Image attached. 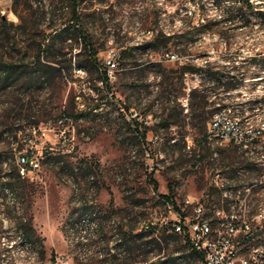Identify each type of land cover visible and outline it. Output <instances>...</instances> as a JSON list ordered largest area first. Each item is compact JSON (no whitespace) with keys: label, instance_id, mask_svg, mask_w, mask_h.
Segmentation results:
<instances>
[{"label":"rangeland","instance_id":"rangeland-1","mask_svg":"<svg viewBox=\"0 0 264 264\" xmlns=\"http://www.w3.org/2000/svg\"><path fill=\"white\" fill-rule=\"evenodd\" d=\"M147 1L156 10L153 22L160 26L175 25L184 30L196 26L177 9L167 17L161 15L166 11L165 1L163 6ZM12 2L1 0L0 9L9 20L19 23V17L11 10ZM250 2L255 8L242 12L250 22L238 23L228 33L226 25L203 27L192 40L168 45L169 50L187 56L191 64L201 66L210 61L216 66L228 65L235 73L236 69L245 73L243 84L227 96L221 91L217 101H241L245 116H250L239 122L231 115L234 110L216 112L222 121L233 123L243 133L262 128L264 122V105L251 108L255 99L264 96V68L250 59L256 56L261 64L264 58V22L259 14L264 12V0ZM199 11L205 24L226 14L214 0H203ZM80 12L98 48L100 66L105 68L106 0H84ZM71 16L67 13L65 19ZM127 41L121 39V44L127 45ZM80 48V42L70 47L73 55ZM158 58V54L148 51L121 58L111 82L114 102L109 99L111 95L107 97L108 89L95 68L83 69V74L74 68L65 69L66 77L60 83L48 89L44 85L25 98L19 88L12 101L0 92V264H204L189 256L184 236L173 230L172 224L178 213L188 219L194 216L193 205L185 207L188 198L206 205H223V201L212 199L213 175L217 168L230 174L239 158L222 154L216 162L209 160L211 152L203 146L208 140L207 131L190 125L189 117L180 125L156 131L167 103L157 77L159 70L179 67L169 61L158 62ZM232 65H237L236 69ZM185 82V89L177 86L181 105L190 90L199 87L200 77L188 74ZM98 104L101 106L94 110L96 114L66 116L70 112L76 115L90 111ZM150 110L153 112L147 114ZM186 113L184 109L183 114ZM136 127L145 133V139L134 136ZM187 138L195 144L193 153L186 151ZM256 149L264 152V136ZM22 151L35 154L40 167L24 176L26 192L16 196L5 183L14 166H19ZM47 153L51 160H47ZM261 165L264 168V161ZM241 173L248 174L244 170ZM246 186L235 214L242 221L250 218L264 225V217L252 214L255 208L257 214L264 213V175L256 189ZM168 194L175 203L172 209L163 198ZM209 213L212 218L214 213ZM22 216L31 219L43 241V253L40 244L29 242L18 229ZM124 231L136 238L140 249L129 250ZM162 231L165 239L158 238ZM141 233L146 236L141 237ZM242 251L236 261L261 264L264 234L244 243Z\"/></svg>","mask_w":264,"mask_h":264},{"label":"trees","instance_id":"trees-1","mask_svg":"<svg viewBox=\"0 0 264 264\" xmlns=\"http://www.w3.org/2000/svg\"><path fill=\"white\" fill-rule=\"evenodd\" d=\"M214 1L218 6H222L226 10V14L222 19H214L200 26L190 25L191 27L184 30L183 33L174 36L162 34L155 41H149L141 47H134L131 50L122 51L119 60L127 56L135 57L139 53L145 54L148 50L159 52L164 48H168L170 42L173 45H179L183 41L192 40L195 33L199 30L201 31L203 27L213 28L226 25L229 26L225 31L228 33L230 27L249 21L247 15L242 13L244 9L255 8V5L250 0ZM49 3L50 9L46 11L42 6H35L32 0H13L11 10L19 17V23L9 20L0 9V92L9 101H12V97L16 96V88H19L23 90L21 97L25 98L28 94L39 91L44 85H48L47 87H43L48 89L51 85L60 83L66 77L65 69L95 68L99 70V78L108 89L107 97L111 95L109 99L114 102L115 93L112 90L107 69L106 67L103 68L100 66L98 48L95 46L92 35L89 34L82 21L80 12L81 2L77 0H49ZM67 13H72V16L65 19ZM259 14L261 15V21L264 22V12H260ZM68 41L72 48L74 47V43H81V48L74 55L68 45ZM69 54L71 55L68 57ZM74 58H76L75 63L73 61ZM250 59L260 69L264 68V58L261 64L256 56ZM232 66L235 69L237 67V65ZM236 71L238 73L230 70L228 65L216 66L210 61H207L205 65L201 66L188 62L179 65L176 69L161 68L157 77L160 80L162 91L166 95L167 103L162 109L156 131H160L161 128H169L172 125H180L181 122L189 117L190 120L188 123L190 125L206 132L209 119L216 112L223 110L230 112L234 110V113L231 115L232 117L239 118V122L242 120V117L248 118L250 115L245 116L246 110L243 107V102L226 103L224 101H217L218 94L221 91L227 93V96L230 90L236 89L243 84L245 73H240L239 69H236ZM188 74L198 75L200 77V85L190 90L188 95L189 111L183 114L184 107L179 101L180 96L177 93V86L179 85L182 89L186 88L185 80ZM258 76L255 75V77ZM212 96L216 97L212 99ZM220 100H223V98L220 97ZM257 104L264 105V96L255 99L251 108H254ZM100 106L98 104L97 107L90 109V111L84 109L85 111H81L76 115H74V112H70L66 116L68 118H80L88 113H95L94 110H97ZM152 112L150 110L147 114H151ZM137 128L133 130L135 133L134 136L145 139V133H141ZM18 132L19 130L16 131V134ZM263 136L264 122L262 128L255 129L251 133H242L240 140L250 142L247 149L239 151V149L244 148L242 143L234 144L228 149L222 150L221 155L229 154L231 156V154H235L239 158V162H236L237 166L230 170V174H227L230 182L237 187L249 184L256 189L255 187L260 182L261 177H263L264 168L261 164L264 161V152L256 149ZM51 157V154H48L47 160H51ZM261 158L262 161L260 162L259 159ZM89 168L94 173V170H92L93 167L89 165ZM241 170H244V172L247 171L248 174L241 173ZM25 181V177L20 172V166L15 165L12 176L6 181L5 187L12 194L19 196L26 192L27 187ZM211 193L216 194L219 200L222 198L221 193L213 187ZM163 198L166 202L175 204L170 194L163 195ZM225 200L227 202L228 198H225ZM257 212L255 208L252 214L256 215ZM18 229L29 242L40 244L42 253L44 252L43 241L36 233L29 217L22 216L20 218ZM164 232H160L158 238L165 239ZM262 234H264V225L252 221L250 230L246 233L242 232L237 238L238 252L240 254L243 252L242 245L244 243L251 242ZM140 236L144 237L146 235L141 233ZM123 238L130 251L141 248L136 238L130 236L129 231H124ZM184 238L189 256L195 260L204 261V254L195 251L189 239L187 237ZM260 260L262 262L261 264H264V255H261ZM237 264L240 263L238 262Z\"/></svg>","mask_w":264,"mask_h":264},{"label":"built area","instance_id":"built-area-1","mask_svg":"<svg viewBox=\"0 0 264 264\" xmlns=\"http://www.w3.org/2000/svg\"><path fill=\"white\" fill-rule=\"evenodd\" d=\"M77 1L82 2L84 0ZM180 1L165 0V17L168 13L177 9L182 12L184 17H189V22L195 23L196 26L205 24L206 20L199 15L200 2L203 0H182V5L178 6ZM32 3L35 6L44 7L46 11L50 9L49 0H32ZM106 4L107 13L103 15L106 23V69L111 82L115 78L114 68L118 65L122 51L133 49L135 41L141 39L155 41L162 34L174 36L184 32V29L176 28L174 24V27L160 26L158 22H153V12L156 10L150 8L147 0H106ZM124 26H136V35L125 36ZM121 39H128V46H121ZM148 52L152 55L154 53L158 54V62L169 61L183 65L190 61L187 56L180 54L178 50L173 51L164 48L159 52L154 50H148ZM74 70L79 74H83L77 68ZM182 105L186 112L189 111L188 97L184 99ZM219 114L216 113L208 123V140L203 143V146L211 152L208 158L213 162L220 159L222 150L228 149L234 144L243 143L244 148H248L250 144L248 141L243 142L240 140L243 132L237 130L233 123L222 121ZM134 115H137V112ZM185 143L186 151L193 153L195 150L194 142L187 138ZM19 166L21 174L26 176L40 167V161L32 152L22 151L19 154ZM225 173L226 171L217 168L212 183V187L221 193L222 198L219 200L216 198V194H211L212 199H218V202L223 201V205L218 203L221 206H211L202 203L201 200L192 201L188 198L185 200V207L193 205L194 216L188 219L178 213V218L172 224L173 230H178V234L189 239L195 251L204 254V264H237L238 262L242 264L241 261H236L240 256L237 238L242 232H248L252 223L250 218H245L242 221L238 218L239 215L235 214L239 209L240 198L245 195L242 188L246 185L237 187L230 182ZM225 198H228L227 202ZM173 205V203L167 202L169 209H172ZM209 211L214 213L212 218H210ZM221 214H225L226 217ZM258 216L264 217V213L255 215V217Z\"/></svg>","mask_w":264,"mask_h":264},{"label":"bare ground","instance_id":"bare-ground-1","mask_svg":"<svg viewBox=\"0 0 264 264\" xmlns=\"http://www.w3.org/2000/svg\"><path fill=\"white\" fill-rule=\"evenodd\" d=\"M151 3H155L157 4L158 6H163L164 5V1L165 0H149ZM201 3L200 2V7H201ZM154 6V5H153ZM156 7V6H155ZM199 7V9H200ZM157 8V7H156ZM200 12V11H199ZM106 13H107V4H106ZM165 15V13H162L161 15ZM124 35L125 36H135L136 35V26H124ZM150 39H141V40H138V41H135L134 43V47H141L143 44L149 42ZM128 42V41H127ZM121 46H128V44H121ZM77 70L81 73H86L85 70H83L82 68H77ZM18 162H19V157H18ZM93 223H92V227H93ZM178 232V230H176Z\"/></svg>","mask_w":264,"mask_h":264}]
</instances>
